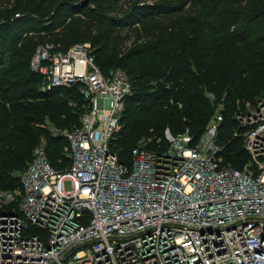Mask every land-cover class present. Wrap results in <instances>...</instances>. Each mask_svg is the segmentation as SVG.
I'll return each mask as SVG.
<instances>
[{
  "label": "built area",
  "instance_id": "obj_1",
  "mask_svg": "<svg viewBox=\"0 0 264 264\" xmlns=\"http://www.w3.org/2000/svg\"><path fill=\"white\" fill-rule=\"evenodd\" d=\"M93 50L46 41L31 55L47 89L77 88L82 112L71 129L45 125L67 141L65 165H51L40 137L20 188L0 190V264H264V93L235 115L240 169L222 163L219 113L198 138L166 128L162 149L142 137L121 162L111 141L132 84Z\"/></svg>",
  "mask_w": 264,
  "mask_h": 264
},
{
  "label": "trees",
  "instance_id": "obj_2",
  "mask_svg": "<svg viewBox=\"0 0 264 264\" xmlns=\"http://www.w3.org/2000/svg\"><path fill=\"white\" fill-rule=\"evenodd\" d=\"M82 1L0 0V190L20 188L18 174L40 137L53 167L67 163V141L45 120L58 130L77 126L83 99L76 87L47 89L30 70L46 41L58 50L89 42L103 72L118 65L128 75L132 90L111 141L121 162L138 139L160 150L166 128L198 138L219 113L222 163L240 169L248 154L233 115L264 93V0Z\"/></svg>",
  "mask_w": 264,
  "mask_h": 264
},
{
  "label": "rangeland",
  "instance_id": "obj_3",
  "mask_svg": "<svg viewBox=\"0 0 264 264\" xmlns=\"http://www.w3.org/2000/svg\"><path fill=\"white\" fill-rule=\"evenodd\" d=\"M37 43H34V44H31L30 45V47H29V50H28V52L30 53L31 52V50H32V48L36 45ZM114 66H116V67H119V68H121V66H118V65H114ZM122 69V68H121ZM261 94V93H260ZM259 94H257L256 96H258ZM256 96H255V98H256ZM77 96L76 95H72V96H69V101H70V104L72 105V107L74 106V108H75V105L77 104ZM253 100H255V99H253ZM252 100V101H253ZM246 101H244V103H245ZM250 102V101H249ZM241 105L242 104H239L238 103V105H237V108L236 109H239L240 107H241ZM222 106V105H221ZM221 106H219L218 105V109L220 108L221 109ZM98 107H101V101L99 100L98 101ZM74 110V109H73ZM236 112H234V115L233 116H235L236 114H235ZM78 116H79V114H78ZM213 118V117H212ZM212 118H210V120H209V122L207 123V125H206V127H205V130H206V128L208 127V125H209V123H210V121H211V119ZM79 119H80V116H79ZM46 124L48 125V126H50V127H52V128H54V129H56V130H58L53 124H52V122L47 118L46 120ZM236 126H238L237 124H236ZM204 130V131H205ZM61 146H62V144H60ZM65 149V147L63 148V150ZM222 160H223V158H222ZM226 162V161H225ZM67 189L69 188V183L68 182H65V185H64Z\"/></svg>",
  "mask_w": 264,
  "mask_h": 264
},
{
  "label": "water",
  "instance_id": "obj_4",
  "mask_svg": "<svg viewBox=\"0 0 264 264\" xmlns=\"http://www.w3.org/2000/svg\"><path fill=\"white\" fill-rule=\"evenodd\" d=\"M80 4H82V5L87 4V0H83Z\"/></svg>",
  "mask_w": 264,
  "mask_h": 264
}]
</instances>
